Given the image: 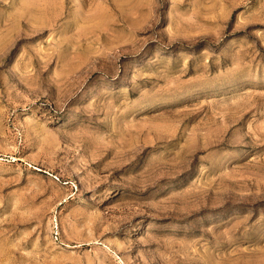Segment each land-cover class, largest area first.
<instances>
[{
    "label": "rangeland",
    "instance_id": "rangeland-1",
    "mask_svg": "<svg viewBox=\"0 0 264 264\" xmlns=\"http://www.w3.org/2000/svg\"><path fill=\"white\" fill-rule=\"evenodd\" d=\"M0 264H264V0H0Z\"/></svg>",
    "mask_w": 264,
    "mask_h": 264
}]
</instances>
